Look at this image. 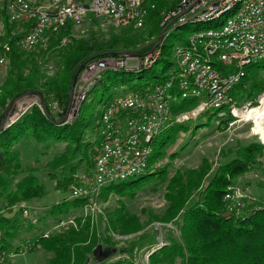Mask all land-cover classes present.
<instances>
[{
    "label": "trees",
    "instance_id": "16d2710c",
    "mask_svg": "<svg viewBox=\"0 0 264 264\" xmlns=\"http://www.w3.org/2000/svg\"><path fill=\"white\" fill-rule=\"evenodd\" d=\"M152 3H155L156 6L149 7L144 26L148 27L146 35L155 34L158 35V39L147 52H143V50L141 53L134 54L148 53L152 50L151 48L158 45L162 49L158 61L149 67L145 65L109 67L102 71L96 76L97 80L86 97L81 100L79 112L76 117L70 120L71 122H68L66 118L62 121L57 120L51 111L52 104L60 100L62 96L70 95L74 77L77 76L78 79L90 62L102 58L119 59L132 55L133 51L130 48L137 46L138 39L142 34H138L135 31L138 28L132 25H115L111 28L110 38L107 41L98 42L93 35L81 38L73 37L74 26L69 22L64 28L50 36L51 47L53 43L62 42V39L66 37L73 40V43L63 46L60 61L62 72L59 75L50 76L43 72L38 61L41 53L47 51L46 48L38 45L31 50L21 49L17 45V39L22 35L21 24L10 21L8 13L4 9L0 10V17L4 22V34L0 35V51L9 59L8 73L0 88V104L6 106V111H0V203L3 200L6 206H13L17 203L42 198L48 193L46 185L32 170L20 176L24 170L20 146L26 139L45 142L46 147H51L57 142L66 143V152L58 155L52 162L54 166L62 164V170L60 173H53L51 178L56 180V189L68 192L70 197L72 185L80 183L81 162L86 161L88 166H92L99 149V138H89L87 133L89 123H85V120L82 121L84 107L90 104L95 107L94 101L102 105L114 99L119 93L145 90L148 86L164 83L170 77L171 69L175 65L177 67V63L175 51L172 54L174 61L166 60L165 47H167L166 40L172 34L169 29L176 27L167 28V24L164 25L162 21L164 13L172 9L175 4L168 0H147V4ZM92 20L98 22L97 18H92ZM193 25H200L192 28V30H199L211 23H187L177 28L192 27ZM178 44L186 45L187 39H180ZM6 45L10 48L6 49ZM161 61L167 62L159 72L153 73L149 77L152 82L142 84L138 82L145 76L147 70ZM167 69L169 71L166 73ZM261 70H264V59L246 68V75L232 92L237 105L242 104L245 99L252 101L253 106L259 104L257 100L259 95L264 92V81L258 80L256 76L260 74ZM127 72H137L138 76L124 79L117 77V74ZM32 93L41 97L44 103L42 109L38 105H33L30 110L15 121L3 124L11 103L21 96ZM107 93L109 94L107 95ZM195 102L197 99H181L175 102L173 104L175 106L172 107L174 110H179ZM217 113L213 110L205 111L200 116L201 120L196 124V128L206 126L205 117L207 114L211 117ZM228 115L233 117L231 113ZM229 117L227 120L230 119ZM97 118L98 125H100L101 113L98 112ZM219 118L221 121L225 120V117ZM182 122H175L174 127L182 128L185 121ZM170 138L171 136H167L166 139L156 138L154 140L153 147L154 143L156 144L148 168L140 174L133 175L140 176L138 179H132L133 176H131L119 182L108 183L103 187L100 196L104 197L110 193L135 196L138 190L156 180L167 181L169 165L158 168L155 166V161ZM263 154V143L253 142L240 147L234 158L218 167L210 181L205 184L204 189L197 193L196 200H193L194 194L204 185L211 168L210 162L206 159L203 160L197 169L186 171L178 169L169 178L166 186V199L169 206L165 213V219L173 220L181 216L179 223L181 239L171 237L169 244L153 251L149 256L151 264H264V206L259 207L255 214H250L244 219H237L223 212L226 207L224 195L228 187L234 185L237 177L251 171L257 163L256 158ZM88 173L90 174L91 171ZM146 178H149L147 179L150 180L149 183L144 182ZM88 203L87 199L66 198L62 202L53 204L47 212L61 220L62 217L68 216L72 212L73 207ZM107 215L108 221L115 230H138L140 227L138 215L127 210L123 201H120L119 205L111 209ZM24 220L22 219L20 222L18 217L9 219L0 216V227L10 226L9 228H11V230L6 229L3 237H0V253L3 252V249L7 252L12 250L14 243L12 244L9 237H16L19 222L22 224ZM88 232L93 234V239L89 241L85 238ZM33 240L35 246H40L53 253L48 264H87L92 256L93 248L97 244L101 242L106 245L112 244L109 237L97 235L93 230L91 218L86 216L76 217L74 224L52 232L48 236L42 233L36 234L33 236ZM14 247L16 252L22 251V247L16 245ZM133 248L134 245L131 249L123 248L120 251L132 255ZM95 264L126 263L122 259H106L105 261L96 260Z\"/></svg>",
    "mask_w": 264,
    "mask_h": 264
},
{
    "label": "built area",
    "instance_id": "2783aa9c",
    "mask_svg": "<svg viewBox=\"0 0 264 264\" xmlns=\"http://www.w3.org/2000/svg\"><path fill=\"white\" fill-rule=\"evenodd\" d=\"M175 4L163 15L162 23L178 27L187 23H211L195 30L186 45L175 49L176 69L161 84L145 90L124 91L104 104L99 125L98 154L90 175L80 174V183L72 185L71 198L87 199L94 205L108 183L140 174L149 166L154 152L153 142L172 122H182L171 115L172 105L181 99H197L202 113L208 110L225 117L227 111L242 115L232 92L246 75V68L264 59V0H168ZM4 2L10 21L23 25L17 45L23 50L36 46L47 48L52 33L69 22L80 26L87 19L104 18L116 26L145 25L149 7L147 0H50L34 6L31 0ZM10 47L6 45V49ZM156 45L142 55L119 59L102 58L90 62L86 70L98 76L109 67L151 66L161 56ZM133 60L130 63L129 60ZM7 59L0 54V66ZM83 99V98H82ZM246 101H244L245 103ZM57 103H54V106ZM56 107V106H55ZM226 109V112H225ZM97 139V138H96ZM225 211L237 219L255 214L253 197L248 189L230 186L224 195ZM25 215L37 224L35 207L21 204ZM61 219L54 229L63 227ZM54 232L45 231V236Z\"/></svg>",
    "mask_w": 264,
    "mask_h": 264
},
{
    "label": "rangeland",
    "instance_id": "374dc122",
    "mask_svg": "<svg viewBox=\"0 0 264 264\" xmlns=\"http://www.w3.org/2000/svg\"><path fill=\"white\" fill-rule=\"evenodd\" d=\"M49 1L50 0H31L34 6L46 4L49 3ZM3 9L7 12L4 2H0V10ZM113 26L115 27L112 22L104 18L98 19V22L87 19L82 25L73 27L72 35L75 38L93 35L97 39L96 41L104 42L110 38L111 28ZM197 26L200 25L169 29L172 34L166 40V55L164 54L167 57V61H174L172 54H174L175 48L179 45L178 43L180 42V39H187L195 30H198H192V28ZM22 27L23 25L21 24L20 31ZM147 30V26L135 29V31L138 34H142V36L139 37L137 46L130 48V50L133 51L132 55L138 56L140 54L134 53H141L143 50V52H147L152 44L158 39V35H146ZM117 31L119 30L117 29ZM3 34L4 22L0 17V35ZM48 41V46L46 48L47 51L41 53L38 61L42 66L43 72L47 75H59L62 72L60 61L63 46L68 43H73V40L66 37L62 39V42L57 41L53 43L52 47L50 45V39ZM0 54L5 56L2 51H0ZM6 59L7 62L5 65L0 66V88L9 69V59ZM167 61H161L154 65L150 70H147L145 76L138 82L141 84L152 82L149 77L153 75V73L159 72ZM129 62L133 63L134 61L130 59ZM173 68L175 69L176 65ZM168 71L169 69H167L166 73ZM130 76H138V74L137 72L117 74V77L120 79L129 78ZM256 78L264 81V70H261ZM96 80V76L93 73L88 72L85 68L78 79L76 78L74 85H72L70 95H64L60 100L55 101L54 103H57V105H55L56 107L54 106V103L52 104L51 111L53 116L56 117L57 120L62 121L66 118L68 119V122H71L70 120L76 117L79 112L82 98L84 99L86 97L88 91L95 84ZM108 94L109 93H107V95ZM244 101L246 102L244 103ZM257 101L259 104L253 106L252 101L248 99L243 100L242 104L239 106L246 105L248 102L251 103L248 105L249 107L247 109H242L243 114L234 115L230 111H227L224 121H221L218 117V113L211 117L207 114L205 117L207 124L200 128H196V124L201 120L200 116H202L203 111L198 108V102L192 103L179 110H174L173 107L175 105H172L171 115L173 118L177 119L185 117L181 120L186 119V123L183 121L185 125L182 128H177L180 126L174 127L175 123L172 122L169 127L157 136V139L159 140L171 136L155 161V166L158 168H161L164 165H169L167 181L156 180L152 184L146 185L138 190L135 196L110 193L104 197L99 196L94 205L73 207L72 212L68 216L62 217V219L65 220V224L58 229H65L69 225L74 224L75 218L78 216L90 217L93 230L96 231L97 235L101 234L104 237H109L112 242V244L107 245L104 242L99 243L103 245L104 250L108 253L109 260L122 259L126 264H128V261L129 264L132 262L134 264H151L149 256L153 251L169 244L171 237L181 239V230L179 226L181 216H178L173 220L165 219V213L169 206V202L166 199V186L169 178L172 177L178 169H180L179 171H186L194 168L197 169L201 166L203 160L206 159L209 161L211 168L206 176L204 185H202V187L199 188V191L194 194L193 200H196L198 198L197 193L204 189L205 184L210 181L218 167L234 158L240 147L253 142L264 144V141L260 136V132L264 133V131H261V128L264 127V92L259 95ZM105 103L101 105L99 102L96 103V101H94L93 104L96 105L95 107L90 104L83 109L82 121L85 120V123H89V130L87 131L89 138L95 139L98 137L99 125L97 114L98 112L101 113ZM43 104L41 97L35 93L21 96L11 103L6 112V118L4 121L5 123L15 121L26 111L30 110L33 105H38L42 109L44 106ZM0 109L2 112L6 111V106L0 104ZM229 113H231L233 117H229ZM228 117L230 119L227 120ZM205 119H203V121H205ZM45 144V142H38L35 139H26L20 146L24 168L20 176H23L32 170L38 175L40 181L46 185L48 193L42 198L27 201L36 208L35 214L38 218L37 224L33 223L25 215V212L21 207L23 202L17 203L13 206H6L5 201L1 200L0 216L9 219L18 217L20 222L22 219L25 220L22 224L19 222L16 237H9L12 244L14 243V245L22 247V251L16 252L14 245L10 252L3 249V252L0 253V264H48L49 259L53 256L52 252L47 251L40 246H35L33 243V236L48 230H53L54 232L59 231L54 229V227L60 220L49 215L47 211L53 204L62 202L66 198H72L69 197L68 192L56 189V180L51 178L53 173H60L62 170V164L54 166L52 165V162L58 155L66 152V143L57 142L51 147H46ZM155 144L156 143H154V147ZM256 161L257 163L254 165L253 169L237 177L234 183V185H237L241 190L246 187L248 188V194L254 199L251 209L256 206H264V154L263 156L256 158ZM94 169V162L92 166H88L86 161H83L81 162L79 173L90 175V178L92 173L89 174L88 172H93ZM257 172L260 176H255ZM139 177L140 176H133L132 179H138ZM149 178H146L144 179L145 181H143L149 183L150 180H147ZM230 186H233V184ZM120 201L125 203L127 210L138 215L140 219V227L138 230H115L108 221L107 213L119 205ZM7 207L9 208L7 209ZM223 212L227 214L225 210H223ZM9 227L10 226H5L3 228L0 227V237H3L6 229L11 230ZM85 238H87V241L92 240L93 234L88 232L86 233ZM133 245L134 251L132 255H129L128 252L125 253L120 251V249L123 248L131 249ZM96 246L93 248V251ZM95 261L96 258L92 253L87 264H95Z\"/></svg>",
    "mask_w": 264,
    "mask_h": 264
},
{
    "label": "water",
    "instance_id": "95a60500",
    "mask_svg": "<svg viewBox=\"0 0 264 264\" xmlns=\"http://www.w3.org/2000/svg\"><path fill=\"white\" fill-rule=\"evenodd\" d=\"M77 76L74 77L73 79V85L75 83ZM5 123V121L3 122V124ZM93 255L95 256L96 260L98 261H105L106 259H108V253L104 250V247L102 244H98L96 246V248L93 251Z\"/></svg>",
    "mask_w": 264,
    "mask_h": 264
},
{
    "label": "crops",
    "instance_id": "0c3cea01",
    "mask_svg": "<svg viewBox=\"0 0 264 264\" xmlns=\"http://www.w3.org/2000/svg\"><path fill=\"white\" fill-rule=\"evenodd\" d=\"M263 129H264V127L261 128V131H262V132L264 131ZM260 136H261V137L264 136V133H261V132H260ZM255 176H260V174L257 172V174H256ZM246 188H247V187H246ZM247 189H248V188H247ZM262 199H263V198H262ZM263 201H264V200H263ZM263 203H264V202H263Z\"/></svg>",
    "mask_w": 264,
    "mask_h": 264
},
{
    "label": "bare ground",
    "instance_id": "6f19581e",
    "mask_svg": "<svg viewBox=\"0 0 264 264\" xmlns=\"http://www.w3.org/2000/svg\"><path fill=\"white\" fill-rule=\"evenodd\" d=\"M261 138H262V139H263V141H264V136H262Z\"/></svg>",
    "mask_w": 264,
    "mask_h": 264
}]
</instances>
